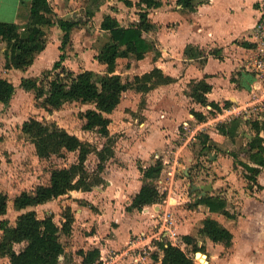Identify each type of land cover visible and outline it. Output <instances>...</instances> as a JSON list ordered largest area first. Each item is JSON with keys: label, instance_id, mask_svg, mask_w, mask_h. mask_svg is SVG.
<instances>
[{"label": "trees", "instance_id": "16d2710c", "mask_svg": "<svg viewBox=\"0 0 264 264\" xmlns=\"http://www.w3.org/2000/svg\"><path fill=\"white\" fill-rule=\"evenodd\" d=\"M123 2L127 7L133 6L131 0ZM162 4V0H138L134 3L137 7L138 21L127 27L120 26L110 13H103L100 29L109 33V41L101 46L95 59L105 66L104 73L84 70L75 74L64 66L63 51L70 41V33L77 22L62 17L57 18L49 0H31L28 4L22 3V6L28 9L27 24L23 31L17 24L0 21V45L5 44L3 51L5 70L24 71L29 68L36 55L46 48V29L52 26L59 28L62 33L59 46L61 53L50 71H45L46 83L38 81L37 78H22L20 88L26 92H33L36 106L49 114L58 111L66 103L79 102L92 106L80 113L83 121L81 129L86 132H96L107 140V143L98 149L92 143L79 139L56 123H44L34 117L24 121L21 131L33 143L39 159L63 157L64 153L73 152L76 153V161L64 167L52 168L47 184L37 185L32 191L23 190L15 196L13 207L17 211L44 205L71 192L92 194L94 188L104 182L102 173L108 161L114 156L110 145L112 140L109 136L111 119L108 115L117 108L122 94L132 90L144 96L158 86L175 81L157 67L142 75H135L131 79H123L116 73L118 59L139 61L152 53L155 61L160 56L155 42L148 37L157 29L148 15L149 10L159 8ZM176 4L187 12H194L198 6L196 0H176ZM212 54H214L212 51L206 53L191 46L186 47L184 51L185 58L206 59ZM247 74L254 79L253 74L248 72ZM188 88L189 97L205 107L209 115L220 114L222 109L230 104L226 102L220 106L218 103L208 101L206 95L211 91V86L205 79L189 81ZM14 93L15 86L12 81L8 78H0V104L9 105ZM141 103H145V100L142 99ZM191 114L199 122H204L207 118L202 112L192 111ZM241 126L249 128L250 138H247V142L239 147L237 152L231 153L234 167H241L242 176L248 182V189L261 190L262 186L257 178L264 168V118L244 119L235 116L218 123L216 129L222 136L233 140L238 136ZM201 137L202 150L210 148L207 145L209 136L204 134ZM90 154H95L98 159L96 170L93 172H89L86 168ZM162 170L163 162L160 159L146 168L139 167L142 185L127 207L128 211L142 210L143 207L162 203L165 193H160L155 184ZM8 202L7 194L0 189V216L6 215ZM199 205L206 206L211 213L235 218L227 210V201L221 197L206 194L194 199L187 208L194 210ZM61 220L57 224L52 213L46 214L44 218H38L35 210H27L19 214L14 225H10L7 219L0 220V257L7 258L9 264L98 263L100 260L98 248L78 250L76 254L81 258L80 263L74 262L72 256L66 253V244L63 243L62 237H71L75 221L70 206L63 208ZM199 236L201 240L191 235L182 236V242L188 248L186 251L159 237L155 241L157 251H154L151 257L161 264H195V256L200 254V264H209L204 239L208 238L213 243H220L226 247H229L233 240L231 231L211 217L202 220ZM17 244L24 246L16 251L14 246Z\"/></svg>", "mask_w": 264, "mask_h": 264}, {"label": "crops", "instance_id": "0c3cea01", "mask_svg": "<svg viewBox=\"0 0 264 264\" xmlns=\"http://www.w3.org/2000/svg\"><path fill=\"white\" fill-rule=\"evenodd\" d=\"M162 1V6L149 10L148 15L150 21L157 27L156 31L148 37L155 42L160 56L155 61L148 55L142 60L131 61L127 64L125 72H120L119 66L116 67L117 74L121 76L129 74L131 77L142 75L157 67L165 75L175 79L173 83L158 86L144 95L145 99L148 97V106H150L151 95L160 92L161 96L163 93L165 97L171 94L174 99L176 94L187 88L189 81L202 79L211 86V91L206 95L208 101L218 103L220 106L226 102L230 104L211 120L209 117L212 115L208 117V112L198 105L196 111L207 116L198 127L212 122H224L238 116L244 109L254 104L264 103L262 93L255 89V80L250 78L244 69V63L254 49V26L259 17L261 0H196L198 6L194 12L183 10L176 4V0H171L170 3H167V0ZM30 2L31 0H0V21L17 24L21 31L25 30L28 9L22 6V3ZM121 4L116 7L118 11L124 7L131 8ZM54 11L57 12L55 9ZM174 15L177 16L176 20L172 18ZM101 16L103 18V13ZM112 17L116 18L123 27H127L125 26L127 22L131 25L138 21L136 13L124 19L120 17V12ZM102 18L99 20L97 30L109 36L108 32L100 29ZM59 41L57 38L53 42H47L44 51L36 55L33 64L26 70H6L10 74L0 78H12L10 79L12 83L16 81L20 83L22 78H36L49 62H46L49 49L52 48L55 51L54 57L57 55L59 58ZM108 41L109 39L106 42ZM188 46L206 53L212 51L214 54L206 59L204 57L185 58L184 51ZM4 49L5 47L0 49L1 67L4 65ZM96 55L97 52L94 54L93 64L105 70V66L95 59ZM147 58L149 62H146ZM121 61L129 62L127 59H118L117 65ZM186 90L188 93L189 90ZM128 94L137 98L142 96L132 90L126 91L122 94L117 108L122 103L123 97ZM181 94L185 99H192L183 91ZM189 117L194 119L191 114ZM214 129L217 130L216 127ZM248 136L250 134L246 135L247 138ZM164 142L166 141L161 144L164 145ZM176 162L177 159L174 163ZM132 169V167L128 169L129 171L125 168L115 169L109 160L102 173L104 182L96 186L92 194L70 193V196H75L74 198L78 199L80 204L76 205V209L74 205L68 204L75 218L72 233L76 231L74 228L78 217L82 221L79 238L84 245L78 250L87 251L98 248L100 251L98 264H161L160 261H154L151 256H140L139 249L135 252L130 251L128 255L118 254V252L155 243L157 238L161 237V233L166 234L164 237L167 241L177 240L175 237L178 235H191L197 238L202 220L211 217L231 231L233 240L232 244L226 247L220 243H213L208 238L204 239V245L211 257L209 264H260L258 258L261 252L254 250V247L260 245L261 249H264V168L257 178L262 186L260 194L257 195L261 201L253 197L256 193L246 197L242 202L239 217L235 216L228 207L227 210L235 216L234 219L219 213H211L204 205H199L194 210L188 208L172 210L174 201L170 192L168 198L165 197L160 204L143 207L142 210L128 211L127 207L142 185L140 172L137 169L132 171ZM160 193L163 192L160 191ZM206 194L214 196L213 192L208 191ZM201 196L200 192L195 199ZM74 210L78 214H75ZM23 212L25 210L17 211V214ZM168 218L172 221L169 226L166 225ZM171 244L176 245L173 242ZM209 248L216 252L211 254ZM66 253L72 256L74 262L80 263L81 258L77 254L74 258L72 254ZM196 259L199 261V257Z\"/></svg>", "mask_w": 264, "mask_h": 264}, {"label": "rangeland", "instance_id": "374dc122", "mask_svg": "<svg viewBox=\"0 0 264 264\" xmlns=\"http://www.w3.org/2000/svg\"><path fill=\"white\" fill-rule=\"evenodd\" d=\"M123 1H50L51 5L53 4V9L57 10V18L62 17L77 22L70 33V41L63 51L65 55L63 64L66 68L75 74L87 69L94 73L105 72L104 69L93 64L95 52H98L109 39L108 34L97 30L98 23L102 18V13L105 12L111 15L120 12V17L123 19L128 15L137 14V7L134 3L138 0H131L133 6L130 9L124 7L118 11L116 7L120 3H122V6ZM58 2H60L59 5ZM166 2L170 3L171 0ZM172 18L176 20L177 16L174 15ZM129 24L128 22L125 23V26ZM61 35L62 33L57 26L47 28L46 43L53 42L57 38L60 40ZM59 42L61 44V40ZM2 47H5V44L2 43L0 49ZM54 55L55 51L52 48L49 49L46 54V62H49L46 64L47 66H44L45 68L43 67L45 71H50L53 62L58 59V56L54 57ZM147 55L150 59L153 58L152 53ZM130 62L121 61L117 65L119 66L118 70L125 72L126 66ZM146 62H149V58L146 59ZM44 70L36 78L38 81L46 83ZM14 73L16 72L14 71ZM6 74H10V72L4 70V65L0 66V77H4ZM51 75L53 76L52 71ZM122 78L130 79L133 77L124 74ZM13 84L15 93L9 105L0 104V189L7 194L9 199L7 213L0 216V220L7 219L10 225H14L18 215L17 210L13 207L15 196L23 190L32 191L37 185L47 184L52 168L64 167L76 161V153L73 152H66L63 157L52 156L49 159H39L35 153L33 143L21 131V125L24 121L34 117L44 123H56L79 139L92 143L98 149L107 143V140L98 133L86 132L81 129L83 121L80 118V113L92 108V106L79 102L66 103L58 111L49 114L36 106L33 92L24 91L20 88L18 81ZM186 86V89L189 90L188 83ZM186 89L181 90V92L188 94ZM181 92L176 94L174 99H172L171 94L168 95L169 97H165L164 93L161 96L160 92L157 93L158 95H151L150 106H148V97L146 99L144 96L137 98L131 94L123 97L120 106L109 116L111 119L109 136L112 140L110 145L114 151V156L110 159L111 165H114L115 169L125 168L128 170L132 167V171L136 169L139 171V167L146 168L160 159L164 165L163 172L156 179L155 184L160 191L165 193V197L168 198L169 192L172 193L171 198L174 201L172 210L187 208V205L193 203L195 197L200 194L201 191L193 190L191 184L197 186L211 185L212 190L209 192H213L214 196L225 199L228 202L227 208L229 207L230 211L239 217L241 216L242 202L246 197H251V194L256 193L253 197L261 201L257 196L260 194V190L247 188L248 182L242 176V169L241 167H234L233 157L231 156V153L237 152L239 147L247 142L246 135L250 134V130L245 126H241L238 136L231 140L214 129L218 122L198 127L201 122L195 118H190L189 115L192 111L197 110L199 104L192 99H185ZM142 99L145 100V103H141ZM203 108L207 112V109ZM257 108L251 114L244 112L241 117L244 118L243 116L246 115L247 118L260 117L263 119L264 108ZM212 118L214 117H209L210 120ZM204 134L209 136L207 145L210 148L206 150H202L201 144V136ZM163 141H166L164 145L161 144ZM212 156H214V159H212ZM176 159L177 162L174 163ZM97 163V156L90 154L86 161L87 170L89 172L95 171ZM174 166L175 169H173ZM140 180L142 184V176ZM74 197L70 194L61 196L50 201V203L48 202L49 204L46 203L47 205L32 207L31 210L36 211L38 218H43L46 214L52 213L54 221L59 224L62 221L61 213L64 207L70 204L74 205L76 209V205H80L79 200ZM74 212L78 214L76 210ZM171 222L168 218L166 225H171ZM81 223L82 221L78 217L74 228L76 231L72 233L71 237H62L63 243L66 244V252L72 254L73 257L78 249L84 245L79 238L82 229ZM175 238L177 240L173 239L171 241L186 251L188 248L183 244L182 236L178 235ZM196 239L201 240L199 235ZM151 244L155 245L154 242ZM23 246L24 244H17L14 249L19 251ZM141 248L136 247L135 249H139L141 252ZM152 249L150 250L151 253L157 251V249ZM205 250L210 261V253H208L206 246ZM254 250L261 252L258 262L263 264L264 249H261L258 245V247H254ZM209 251L211 254L216 252L211 248H209ZM0 264H9V261L7 258L0 257ZM195 264H200V262L195 259Z\"/></svg>", "mask_w": 264, "mask_h": 264}, {"label": "built area", "instance_id": "2783aa9c", "mask_svg": "<svg viewBox=\"0 0 264 264\" xmlns=\"http://www.w3.org/2000/svg\"><path fill=\"white\" fill-rule=\"evenodd\" d=\"M254 49L252 50V55L247 59L244 69L250 74H253L255 80V89L262 93L264 98V0L259 2V17L254 26ZM257 107L264 108V103L254 104L252 107L248 109H244L243 113H252ZM243 113H239L238 116L243 115ZM247 118L246 115L243 116ZM249 117V116H248ZM250 118V117H249ZM259 118L260 117H256ZM248 119V118H247ZM147 207V206H146ZM145 208V207H144ZM162 238H165V233H161L160 235ZM153 244H149L147 246H143L141 252L139 253L140 256H150L152 253L150 250L152 249ZM156 246H153L152 250H155ZM130 251H137V249L129 248L126 251H121L119 254L128 255ZM138 262V260H136ZM98 264V263H94Z\"/></svg>", "mask_w": 264, "mask_h": 264}, {"label": "water", "instance_id": "95a60500", "mask_svg": "<svg viewBox=\"0 0 264 264\" xmlns=\"http://www.w3.org/2000/svg\"><path fill=\"white\" fill-rule=\"evenodd\" d=\"M248 138H250V136H248ZM212 159H214V156H212ZM191 187L193 190H201V195L204 196L208 191H211L212 190V187L211 185H201V186H197V185H194V184H191ZM201 255L200 254H197L195 257H200Z\"/></svg>", "mask_w": 264, "mask_h": 264}]
</instances>
